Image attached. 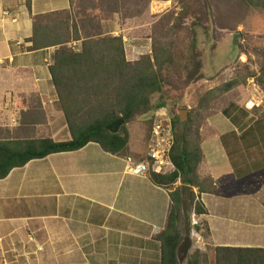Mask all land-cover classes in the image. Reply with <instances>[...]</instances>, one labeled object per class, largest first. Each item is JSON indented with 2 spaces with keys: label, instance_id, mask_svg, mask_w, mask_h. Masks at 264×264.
Masks as SVG:
<instances>
[{
  "label": "crops",
  "instance_id": "1",
  "mask_svg": "<svg viewBox=\"0 0 264 264\" xmlns=\"http://www.w3.org/2000/svg\"><path fill=\"white\" fill-rule=\"evenodd\" d=\"M29 5L0 0V139L45 131L65 141L70 135L49 73L55 48L31 50L28 39L35 16L69 9L70 2ZM234 123L216 116L201 143L198 173L215 186L199 195L209 228L204 245L264 248V127ZM128 144L113 155L89 142L0 179V264H160L157 236L179 182L167 189L148 173L132 174L129 159L145 161L146 151H137L130 135Z\"/></svg>",
  "mask_w": 264,
  "mask_h": 264
},
{
  "label": "trees",
  "instance_id": "2",
  "mask_svg": "<svg viewBox=\"0 0 264 264\" xmlns=\"http://www.w3.org/2000/svg\"><path fill=\"white\" fill-rule=\"evenodd\" d=\"M223 1L238 3L264 14V0ZM27 8H30L29 0ZM28 40L31 50L56 46L49 73L57 93L55 106L63 115L70 138L65 141H55L50 136L0 139V179L30 160L42 159L52 153L75 151L89 142L97 143L107 153L123 154L129 142L126 124L137 115L163 105V102H157L153 106L151 98L162 90V70L172 60L170 45L164 41H153L151 54L131 64L125 57L120 36L95 33L82 38L77 25L74 22L70 25L67 20L47 24L36 17ZM69 40L80 41L79 47H68ZM260 54L264 59V50ZM255 82L264 89V66ZM234 85V81H229L216 90L225 92ZM198 118L199 112L192 111H188L183 123L178 115L172 116L174 139L169 157L174 170L169 174L148 172L149 180L162 188L168 189L179 182L169 192L166 224L157 236L160 264H178L176 248L184 232L180 202L182 186L191 188L189 209L198 218L193 231L205 239L209 236L206 220L200 219L207 210L199 195L213 192L215 186L210 176L202 177L198 173L203 160ZM118 119H123L124 123L116 133H111L106 126ZM187 264L210 263L195 250ZM213 264H264V248L215 247Z\"/></svg>",
  "mask_w": 264,
  "mask_h": 264
},
{
  "label": "rangeland",
  "instance_id": "3",
  "mask_svg": "<svg viewBox=\"0 0 264 264\" xmlns=\"http://www.w3.org/2000/svg\"><path fill=\"white\" fill-rule=\"evenodd\" d=\"M69 2V9L38 15L33 20L38 17L47 24L60 19L70 25L74 22L82 38L95 33L120 36L125 57L131 64L151 54L153 41L170 45L172 60L162 70V90L152 95L151 103L154 106L163 102L171 121L173 115L185 111L181 123L188 111L199 112L201 142L213 134L211 121L216 116H225L236 126L264 127V89L255 82L264 66L260 54L264 50L261 11L223 0ZM79 43L69 40L66 45L76 48ZM229 81L235 82L229 90H216ZM249 101L253 102L251 108L246 107ZM156 110L137 115L126 124L137 151H146ZM61 125H65L64 118ZM26 136L49 135L43 131ZM131 147L128 144L125 150ZM192 240L193 246L187 254L179 253L178 264H187L195 250L203 260L213 264L215 248L204 245L202 237L198 244L193 237Z\"/></svg>",
  "mask_w": 264,
  "mask_h": 264
},
{
  "label": "built area",
  "instance_id": "4",
  "mask_svg": "<svg viewBox=\"0 0 264 264\" xmlns=\"http://www.w3.org/2000/svg\"><path fill=\"white\" fill-rule=\"evenodd\" d=\"M252 105V101L246 103L247 108H251ZM154 116L153 126L150 131V140L146 147V160L133 163L129 159L130 164L128 169L132 174L143 175L149 171L159 174H169L174 170V166L169 157L174 139L171 117L168 115V111L164 106L158 107ZM197 224L198 218L191 212L192 227L194 228ZM192 237L196 244L201 240V236L194 231H192Z\"/></svg>",
  "mask_w": 264,
  "mask_h": 264
},
{
  "label": "water",
  "instance_id": "5",
  "mask_svg": "<svg viewBox=\"0 0 264 264\" xmlns=\"http://www.w3.org/2000/svg\"><path fill=\"white\" fill-rule=\"evenodd\" d=\"M184 113L185 111H182L179 114L180 122L184 119ZM124 120L118 119L113 121L112 123L108 124L106 126V129L109 130L111 133H116L121 125H123ZM190 187L189 186H182L180 188V195H181V211L183 216V237L182 240L179 242L176 248V258L178 261L179 253L183 251V253L188 252V250L193 246V240H192V231L193 227L191 225V211L189 209V193H190Z\"/></svg>",
  "mask_w": 264,
  "mask_h": 264
}]
</instances>
